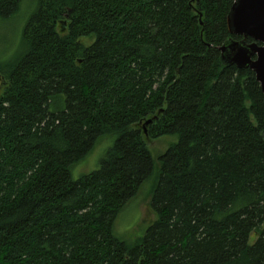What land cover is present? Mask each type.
Wrapping results in <instances>:
<instances>
[{"label":"trees","instance_id":"obj_1","mask_svg":"<svg viewBox=\"0 0 264 264\" xmlns=\"http://www.w3.org/2000/svg\"><path fill=\"white\" fill-rule=\"evenodd\" d=\"M233 1L33 0L22 50L0 63V264H264L263 95L220 59L242 39ZM163 134L177 141L158 156L156 218L128 245L113 223Z\"/></svg>","mask_w":264,"mask_h":264},{"label":"rangeland","instance_id":"obj_2","mask_svg":"<svg viewBox=\"0 0 264 264\" xmlns=\"http://www.w3.org/2000/svg\"><path fill=\"white\" fill-rule=\"evenodd\" d=\"M32 10L33 0H22L15 13L7 16L0 15V63L10 61L22 50L21 31ZM3 84L4 81L0 77V93L3 90ZM115 138V134L101 137L86 157L70 165L72 178L76 179L99 168L101 159L113 145ZM176 141V134H163L154 139L147 138L153 172L142 182L137 193L121 208L113 223V233L128 245H133L143 238L146 229L156 218L149 200L152 188L157 182L158 156ZM256 236L257 234L252 232L249 243H253Z\"/></svg>","mask_w":264,"mask_h":264},{"label":"water","instance_id":"obj_3","mask_svg":"<svg viewBox=\"0 0 264 264\" xmlns=\"http://www.w3.org/2000/svg\"><path fill=\"white\" fill-rule=\"evenodd\" d=\"M226 22L229 32L242 39L225 41L220 46V59L224 64L253 70L264 102V0H234ZM247 37L251 42H246ZM150 122L151 118L145 124Z\"/></svg>","mask_w":264,"mask_h":264}]
</instances>
